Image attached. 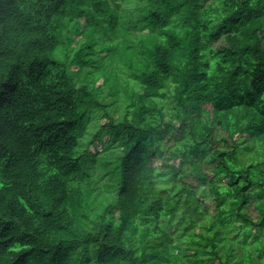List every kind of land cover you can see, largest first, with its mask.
Segmentation results:
<instances>
[{"label":"trees","instance_id":"obj_1","mask_svg":"<svg viewBox=\"0 0 264 264\" xmlns=\"http://www.w3.org/2000/svg\"><path fill=\"white\" fill-rule=\"evenodd\" d=\"M263 174L264 0H0V264H256Z\"/></svg>","mask_w":264,"mask_h":264},{"label":"rangeland","instance_id":"obj_2","mask_svg":"<svg viewBox=\"0 0 264 264\" xmlns=\"http://www.w3.org/2000/svg\"><path fill=\"white\" fill-rule=\"evenodd\" d=\"M100 81V80H99ZM114 117H117V114L114 115ZM99 122L103 123L105 122V119L102 118L101 116H98ZM216 134L220 135L222 137H224L229 143L230 142H235V141H240L241 137L246 136V134L244 135H240V134H235L232 138H229L224 131L217 129L216 130ZM106 137L104 138H96L94 143L90 145V151L94 152V153H98L101 151L102 145L103 143L106 141ZM214 147H220V144L217 142H214ZM245 155V154H244ZM166 156H167V152H164L163 156L161 157H154L151 159V166L155 167V168H159V169H165L163 163L166 161ZM247 160L249 158H246ZM167 163H172V164H178V157L171 159V160H167ZM214 163H210V164H206V163H202V171L204 173H206L209 177L212 176L211 173V169L213 167ZM264 177V174H263ZM183 180L188 183L190 186H196V185H200V181L192 176L190 173H185L183 175ZM260 187L264 188V183L262 185H258L255 184L253 185L248 191L250 193H257L260 189ZM197 198L200 199L202 201V206L207 209L208 214H214L215 211V201L213 199V195L211 193H209L208 191H205V194H201V193H197L196 194ZM259 196H255L252 195L249 202L244 206V211L250 215L253 219H256L258 213L255 210V203L256 200L258 199ZM262 199L264 200V195L262 197ZM262 206L264 205V202L261 203ZM115 215L117 214L116 211H114ZM177 230V226L174 225L172 227H170L168 229L169 233L173 234L175 233V231ZM195 230L198 232L199 228L198 225H195ZM234 234V233H233ZM180 239L182 238V240H186L187 237L184 235L183 237H179ZM188 254L192 255L193 251H187ZM254 261L256 262V264H264V260H262L261 258H255ZM209 264H218L216 260H214L212 263Z\"/></svg>","mask_w":264,"mask_h":264},{"label":"bare ground","instance_id":"obj_3","mask_svg":"<svg viewBox=\"0 0 264 264\" xmlns=\"http://www.w3.org/2000/svg\"><path fill=\"white\" fill-rule=\"evenodd\" d=\"M205 72V71H204ZM204 77V76H203Z\"/></svg>","mask_w":264,"mask_h":264}]
</instances>
